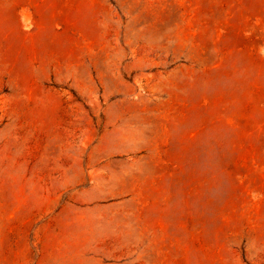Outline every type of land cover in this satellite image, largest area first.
<instances>
[{
  "label": "rangeland",
  "instance_id": "374dc122",
  "mask_svg": "<svg viewBox=\"0 0 264 264\" xmlns=\"http://www.w3.org/2000/svg\"><path fill=\"white\" fill-rule=\"evenodd\" d=\"M0 264H264V0H0Z\"/></svg>",
  "mask_w": 264,
  "mask_h": 264
}]
</instances>
